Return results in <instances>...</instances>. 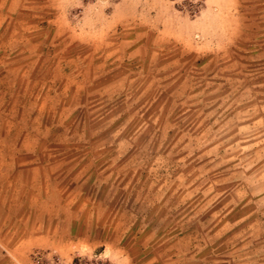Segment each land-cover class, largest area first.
Segmentation results:
<instances>
[{
	"label": "rangeland",
	"instance_id": "1",
	"mask_svg": "<svg viewBox=\"0 0 264 264\" xmlns=\"http://www.w3.org/2000/svg\"><path fill=\"white\" fill-rule=\"evenodd\" d=\"M76 258L264 264V0H0V264Z\"/></svg>",
	"mask_w": 264,
	"mask_h": 264
},
{
	"label": "trees",
	"instance_id": "2",
	"mask_svg": "<svg viewBox=\"0 0 264 264\" xmlns=\"http://www.w3.org/2000/svg\"><path fill=\"white\" fill-rule=\"evenodd\" d=\"M101 264L100 262H96V261H81L80 262V259L79 258H76L75 261H74V264Z\"/></svg>",
	"mask_w": 264,
	"mask_h": 264
}]
</instances>
